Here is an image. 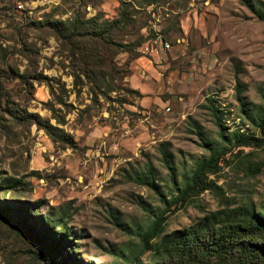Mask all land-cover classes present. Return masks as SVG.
Masks as SVG:
<instances>
[{
  "label": "rangeland",
  "instance_id": "374dc122",
  "mask_svg": "<svg viewBox=\"0 0 264 264\" xmlns=\"http://www.w3.org/2000/svg\"><path fill=\"white\" fill-rule=\"evenodd\" d=\"M121 1L127 2L133 21L117 38L140 39L139 55L147 40H156L166 56L156 66L165 83L158 105L138 104L141 93L124 81L135 57L125 52L113 56L127 70L118 73L113 90L94 95L85 80L73 86L65 52L44 25L75 12L111 19ZM15 71L29 74V90ZM36 74L42 76L38 82L32 77ZM236 78L244 83L242 95L253 113L264 117V21L240 0H0V181L6 176L20 180L14 189L0 184V206L40 199L28 218L40 228L44 225L37 215L62 213L70 241L65 248L77 264H128L109 254L111 248L138 254L143 264L153 263L151 251H140L136 232L163 203L147 187L126 181L122 170L149 159L171 199L175 191L158 159L157 144L169 142L180 179L196 158L207 154L191 122L217 139L208 99L221 110L227 131L263 138L260 147H240L243 154L251 153V160H263L264 129L240 112L234 98ZM7 106L47 120L67 133L72 144L52 141L33 123L11 120ZM220 166L207 179L221 186L225 198L264 204V165L254 175L234 160ZM218 207V196L207 189L183 204L171 203L164 213V232L194 224ZM111 213L123 227L114 224ZM25 235L0 216V264H37Z\"/></svg>",
  "mask_w": 264,
  "mask_h": 264
},
{
  "label": "trees",
  "instance_id": "16d2710c",
  "mask_svg": "<svg viewBox=\"0 0 264 264\" xmlns=\"http://www.w3.org/2000/svg\"><path fill=\"white\" fill-rule=\"evenodd\" d=\"M240 1L251 9L255 17L264 21V2L257 0L256 5H253L249 0ZM154 2L155 0H146V4ZM126 3L120 2L121 6L116 16L111 19H100L96 14L85 17L75 12L65 19L44 21V25L55 34L65 52L73 86L83 84L85 80L91 93L104 95L116 87L114 79L118 73L127 71L121 70L122 65L113 62V56L120 52L127 53L131 58L139 55L136 47L140 39L123 42L117 38L133 21V13ZM127 63L125 61L123 64ZM14 73L23 82V89L29 90L31 78L29 74L18 75L17 71ZM32 77L38 82L42 76L36 74ZM127 90L133 91L130 88ZM234 90V98L243 116L259 129H264V117L253 113L250 103L245 101L242 95L244 83L237 78ZM207 109L214 119L217 139H211L196 122H191L199 138V145L207 154L196 158L190 170L180 176L181 180L177 177V167L169 142L160 141L157 144L158 159L175 191L171 199H167L163 193L158 182L160 172L149 159L140 166L129 165L122 170V176L126 181L147 187L157 194L159 201L163 203L160 211L151 214L153 218L146 227L136 232L140 251H151L154 262L149 264H264V204L255 205L248 198L239 203L232 199L228 200L223 195L221 186L207 179L209 174H214L221 168L220 162L228 165L233 160L235 165L241 164L248 174L254 175L264 165V159L253 161L251 153L243 154L240 147H260L263 138L237 129L227 131L222 112L212 99H208ZM5 112L11 120L35 124L52 141H59L62 145L72 144V139L67 133L34 113L8 106ZM57 122L61 123L62 120ZM0 184L5 189H14L18 188L20 180L6 176L1 179ZM205 189L218 196L219 207L198 218L194 224L164 232L166 220L164 213L169 211L171 203L179 201L183 204L191 196ZM40 202L38 199L29 203L35 205L34 207L1 205L0 216L22 234H26L33 244L32 259L37 264H77L65 248L70 241L66 237L68 235L65 231L66 219L63 222L62 213L58 216L49 212L37 215L39 223L44 225L42 228L35 227L28 221L29 215L34 214ZM145 209L149 210L146 207ZM110 216L115 225L124 226L115 214L111 213ZM108 252L128 264H143L138 254L126 253L115 248L108 249Z\"/></svg>",
  "mask_w": 264,
  "mask_h": 264
},
{
  "label": "crops",
  "instance_id": "0c3cea01",
  "mask_svg": "<svg viewBox=\"0 0 264 264\" xmlns=\"http://www.w3.org/2000/svg\"><path fill=\"white\" fill-rule=\"evenodd\" d=\"M148 42L149 40L146 41L145 47L140 50L142 54L131 59L130 74L124 78L129 87L141 93L138 104L143 107L158 105L161 101L159 90L165 85L156 66L159 65V62L162 63L166 56H163L156 40L151 43Z\"/></svg>",
  "mask_w": 264,
  "mask_h": 264
},
{
  "label": "built area",
  "instance_id": "2783aa9c",
  "mask_svg": "<svg viewBox=\"0 0 264 264\" xmlns=\"http://www.w3.org/2000/svg\"><path fill=\"white\" fill-rule=\"evenodd\" d=\"M168 110V108H166Z\"/></svg>",
  "mask_w": 264,
  "mask_h": 264
}]
</instances>
